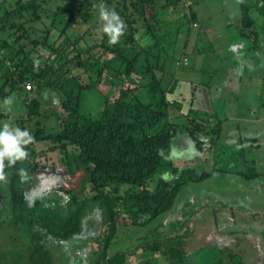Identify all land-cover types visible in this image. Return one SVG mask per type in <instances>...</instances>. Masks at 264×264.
Here are the masks:
<instances>
[{
  "label": "trees",
  "instance_id": "trees-1",
  "mask_svg": "<svg viewBox=\"0 0 264 264\" xmlns=\"http://www.w3.org/2000/svg\"><path fill=\"white\" fill-rule=\"evenodd\" d=\"M193 3L194 0H15L7 4L6 0H0V126L9 124L27 129L29 121L48 113L57 119L55 131L40 127L37 120L34 129H28L34 139L24 146L27 158L4 167L6 175L0 180V209L4 208L11 222L23 228L26 243L16 246L11 241L4 246L0 264H55L52 248L65 241L68 249L70 246L76 248L70 247L73 253L70 251L66 258L80 264L83 258L80 256L90 241L88 237L77 249L75 240L85 236L87 225L83 221L89 214H86L89 204H96L89 212L95 207L100 211L101 231L97 234L87 230L91 231L88 233L92 239V246L85 253L87 264H130L126 257L140 247L150 252L161 251L160 238L141 242L133 251L110 253L109 246L121 225L145 226L172 208L183 184L209 175L208 172L194 174V170L187 167L176 179L169 182L159 179L153 191L147 186L160 167L169 165L171 170L177 171L173 167L176 161L163 158L162 152L169 148L179 129L188 131L199 150L206 141L212 146L219 134V120L214 122L208 114L192 118L185 127L170 120L173 112L180 114L182 102L171 98L179 78L165 70L166 62L175 57L165 50L164 41H177L179 29L175 28L174 35L171 30L178 21L182 26L188 19H195ZM101 7L118 12L126 24L120 42H110L102 31L103 23L96 29L92 24L91 31L81 32V38L85 33L92 36L95 29L100 49L85 57L81 49L73 54L74 50L68 48L80 39L78 36L72 41L68 30L95 19ZM254 11L264 14V0H241L239 33L249 36L252 46L256 47L258 33L253 26ZM151 13L158 17L151 18ZM45 19L49 21L44 22ZM40 21L45 27H37ZM78 69L87 74V82L75 73ZM106 78L118 80L120 84L107 96L100 116L91 117L80 112L82 92ZM26 81L37 87V95H29L32 88L25 90ZM44 87L58 93L64 109L62 113H56L47 104L48 107H44L41 95ZM9 97L20 98L24 107L12 104L15 110H6L5 100ZM4 104L5 108L1 106ZM43 140L53 145L46 150H36V143ZM57 150L64 166L50 164L48 167L47 160L53 159L52 154ZM39 168L50 178H59L60 182L63 172L78 168L87 170L77 192H68L70 199L64 210L43 206L42 196L50 191L36 190L31 181L33 172H38ZM256 174L251 170L244 176ZM54 186L53 189L63 190L60 184ZM35 191L40 195L32 199L30 195ZM24 205H30L27 211ZM124 215L129 219L125 223L120 221ZM2 224L0 222V227ZM182 237H173L168 245L166 253L170 260L183 257ZM14 239L17 235H12L11 240ZM224 251L213 252L207 264H224V257L229 258L232 253L228 255ZM139 264L159 262L144 257Z\"/></svg>",
  "mask_w": 264,
  "mask_h": 264
},
{
  "label": "rangeland",
  "instance_id": "rangeland-1",
  "mask_svg": "<svg viewBox=\"0 0 264 264\" xmlns=\"http://www.w3.org/2000/svg\"><path fill=\"white\" fill-rule=\"evenodd\" d=\"M15 0H6L7 4H11ZM198 7L202 10L200 17V24L199 27L195 26V28L191 27L189 30L190 35H188V39L186 40L187 45L186 48L182 46L183 40L180 42H165V50H168L171 54H174V60L166 62L165 70L172 73L175 77L179 78L178 81H186V80H194L195 82H202L206 79H209L211 85V91H214V88L218 91V94L222 97H227L229 102H232L231 98L239 97V96H245V98L242 100V98H236L237 103V111H244L245 104L243 101L245 99H250V97H254V95H261V93L264 94V92L261 91L262 88H264V51H259L258 49L253 50V48H249L252 40L250 38L240 36L236 34V31H233L232 29L228 30L227 32H224L225 36L223 37H217V31H224L225 25L228 24L229 27L237 28V20L240 16V8L239 3L241 0H199ZM55 5H53V8H55ZM148 15V11L146 13V16ZM151 18H157L158 14L154 15V13H151ZM253 17L257 19V24L259 20H262L264 18V14H260L256 11L252 13ZM155 16V17H154ZM100 16H97L95 19L90 20L86 23H80L78 25H74L68 30V35L71 37L72 41H75L79 36V42H74V45L70 46L68 50H74L73 54H76V50L81 49L83 57L87 56L91 51L92 53L98 51L100 49L99 46L96 44V38H98V35L95 31V29L100 26L103 21L98 20ZM225 18L227 20H225ZM48 19H45L44 22H48ZM44 22H38L37 27L43 28L45 27ZM187 23L188 20H187ZM92 24L95 25V29L93 32H91L92 36H86L85 33L84 36L81 38V32L83 30L91 31ZM125 24V23H124ZM177 24V23H176ZM174 24L175 26L170 29H172V33L174 35L175 28H182L178 25ZM126 25V24H125ZM91 26V28H90ZM259 27V26H258ZM90 28V29H89ZM185 27L182 31V33L186 32ZM201 33V37L198 36V34ZM171 36V34L169 35ZM194 36V38H192ZM198 36V37H197ZM96 37V38H95ZM249 37V36H248ZM170 39H172L170 37ZM251 40V42H250ZM120 42V41H119ZM212 45V47L210 46ZM94 46V47H93ZM195 47V50L193 49ZM173 48V50H172ZM175 48V49H174ZM257 52H262V54H257ZM244 53V54H242ZM72 54H70L71 56ZM186 57L187 59V65H175V61L178 58ZM163 59V58H162ZM173 59V57H172ZM160 70H157V73H159ZM75 73L82 77V81L87 82L88 77L87 74L83 71L79 70L75 71ZM133 76H136V78H139V76L136 73H133ZM257 79H260L257 81ZM180 83V82H179ZM120 82L118 80H114L112 78H106L103 79L100 83H98L96 86L86 89L82 92L81 95V101L79 110L82 113H85L91 117H99L101 110L103 108V105L105 104L106 98L109 95H112L115 92V87L119 85ZM181 85V83H180ZM29 95H37L35 94L37 91V87L34 86L31 89ZM42 102L43 105L51 106V110L55 111L56 113H62L64 111L63 108H61V102L58 98V93L52 90L51 88H42ZM19 95V93H16ZM184 95V93H180L175 91L173 93V97H177L179 101L183 100L181 99V96ZM170 96V94L168 95ZM193 97V94H192ZM15 99L19 100H13L12 103L9 105L7 104V109L10 111H14L15 108L12 104L17 105L18 108L24 107L23 102L18 97H14ZM194 98L196 96L194 95ZM7 99V98H6ZM251 105L255 106V99H252ZM6 101V100H5ZM195 101L193 102H186L182 108V111L187 112L188 109L190 115H192V111L189 110L193 107H195ZM44 107H48V106ZM230 107L233 109V106L229 104ZM3 108L6 107V104L1 105ZM58 107V108H57ZM257 109V108H254ZM252 109V110H254ZM175 110V109H174ZM171 109L169 110V112ZM25 114V110H22ZM175 112H178L175 110ZM179 113V112H178ZM178 113L171 114L170 120L174 121L176 124H178L179 127H185L187 120V117H185L183 120L176 121L175 119L177 117H180V114ZM14 114V113H12ZM195 114L198 113H193ZM199 117V116H198ZM39 120V126L45 127L49 131H55L57 128V119L54 114H46L43 117L37 119L33 118L28 123L27 129H34L36 125V121ZM231 123V122H230ZM180 124V125H179ZM260 127V130L262 132L261 138L264 140V121L261 124H257ZM181 130V129H179ZM53 144L50 141L43 140L36 143V150H46L48 147L52 146ZM176 145V144H174ZM174 148V147H173ZM173 148H168L167 150H164L163 158L170 159L172 161H178L174 158V153L172 152ZM60 152L57 150L53 155V159H48L46 165L49 167L51 165L56 166L57 164L59 166H64L61 159H58V156L60 157ZM254 154L257 162L256 166L257 169H264V164L260 163V155L256 152L251 153ZM250 153L246 152L247 157L251 155ZM63 155V154H61ZM229 155V153H227ZM226 159H222L221 162H224ZM51 164V165H50ZM7 165V163H6ZM244 165V166H243ZM240 164L238 166V169L241 167H251V165H255L253 161H247ZM226 167L225 165H223ZM176 168V167H175ZM179 168H182L180 166ZM236 168V167H235ZM237 169V168H236ZM177 170V168H176ZM173 171V170H172ZM87 173V170L84 168H78L75 171L68 173V176L65 177L61 182L57 181V177L47 176L45 170L38 169V172H33L31 181L37 186L36 190L39 189V187L43 189V191H52V189L55 187L54 185L60 184L62 189L61 191H66V195L70 197L68 194L69 191H72L74 187L81 182V178L85 177ZM158 174V173H157ZM177 171L169 173V171L166 169L165 171H162L160 174L155 175L153 178H151L152 183L150 184L151 188L154 187V185L157 183L158 179H163L167 182L177 178L176 177ZM160 175V176H159ZM233 175H226L225 172L222 170L220 175L217 176L214 180H202L199 182L196 181H190L183 184L181 189L179 190V193L176 194L174 204L172 206L173 209H177L176 213L180 216V213L182 214V218L175 220L174 222H169L168 226L166 224H163L162 219L164 216H167L166 214L169 212L166 211L163 214L159 215L157 218L152 219L151 221H148L145 226L140 225H121L118 231V235L115 239L112 240L109 246V252L113 253L117 250H131L133 251L134 247L137 246L140 242L144 241H152L154 239L160 238L159 243L161 246L165 245V242L167 238L171 240L173 237L177 238L178 236L184 235L185 231H189L190 225L187 224L188 220L184 223L183 220H186L188 218H192L194 216L195 211H198L197 208L199 206H204L205 204L212 203V197L214 195L220 196L221 202H233L234 200H241L242 203H244L247 207L250 208H257L258 206L264 205V191H257L250 189V186L245 183V181H239L241 179L240 177H234L232 179H229ZM50 178V179H49ZM227 180H231L234 183H230L228 185V191L231 193H240L242 198L239 199H233V201L230 198H226L228 193L220 192L218 191V186H223ZM30 180L28 181V183ZM34 186V185H33ZM32 186V187H33ZM31 187V188H32ZM239 190V191H238ZM77 192V190H76ZM32 193V192H31ZM39 191H35V193H32L30 197L34 199L35 197H38ZM247 195V197H245ZM64 196L59 191H54V193L49 192L48 195L42 196L45 203H43V206L46 207L47 205L56 206L55 208H61L60 210H64L66 206L64 205ZM58 197V199H55ZM245 197V198H244ZM47 200H50L47 203ZM41 205V204H40ZM96 204H89L86 207V214L91 215V219L87 222L86 229H91L95 233H99L100 228H98V219L100 216V211L95 207V210L93 212H89L91 208ZM29 206L24 205L25 211L28 210ZM42 207V206H41ZM53 208L51 207V210ZM259 211V210H256ZM192 212H194L192 214ZM259 212H263L259 211ZM85 214V215H86ZM161 216V217H160ZM258 219H264V213H257ZM169 217H166L165 220H169ZM178 218V217H177ZM257 218V217H256ZM128 216H123L120 221L123 223L127 222ZM0 222H3L2 226L0 227V252L3 249L4 246L10 245L11 241L14 242L16 246L23 245L26 243L25 239L26 237L23 236V228L19 225L14 224L11 222L10 216L6 213L4 208L0 209ZM98 223V224H97ZM92 224V225H90ZM97 224V225H96ZM188 225V226H187ZM227 223L224 224V227H226ZM92 226V228L90 227ZM157 226H159L157 228ZM165 228L171 229V232L167 234V236H162V233L159 228ZM185 229V231H184ZM85 232V236L83 235L82 238L76 239V246L77 249H80V246L86 239L89 237L90 243H88V247L91 246L92 239L91 235L87 231ZM16 233V234H15ZM12 235H17V239L11 240ZM188 235V234H187ZM165 239V240H164ZM164 240V241H163ZM242 240H239L241 242L237 243V246L234 247V253H236V257L238 260L242 257V259H248V254L245 252V247L247 246V243H245ZM65 243L64 247L62 245ZM60 242L57 243L58 246L52 248V256L55 260V264H77L76 261H68L66 258V255L72 250L70 247L75 248L74 246H70L68 249V246L66 247L67 242ZM160 246V247H161ZM248 247V246H247ZM141 248V247H140ZM140 248L135 249V253H139ZM76 249V248H75ZM87 249V247H86ZM86 249L82 252L83 254L80 257H83L82 260H80V264L84 262L83 264H87L88 255L85 254L88 251ZM161 249V248H160ZM254 248L251 249L253 251ZM212 251V252H211ZM70 252V253H71ZM158 252H150L149 258H151L153 255L155 256ZM202 255H204V258L210 259V255H213V250L209 248H204L203 250H200ZM73 253V252H72ZM128 254L126 257L127 262L130 264H139L141 261V257L136 254ZM141 254V252L139 253ZM144 257L146 258L149 254V252H144ZM132 261H128V257ZM159 264H168L167 262H163V259H161L160 255L155 256ZM252 257V255H251ZM75 259V258H73ZM153 259V257H152ZM232 258L229 257L225 259V264H230V260ZM139 261V262H138ZM173 264H186L185 261H179V260H173ZM252 264V263H248Z\"/></svg>",
  "mask_w": 264,
  "mask_h": 264
},
{
  "label": "crops",
  "instance_id": "crops-1",
  "mask_svg": "<svg viewBox=\"0 0 264 264\" xmlns=\"http://www.w3.org/2000/svg\"><path fill=\"white\" fill-rule=\"evenodd\" d=\"M199 2V0H194L193 10L195 19L193 18V20H191V22L193 21L197 24V28L200 24L199 15L202 12L200 7H198ZM254 19L255 24L253 26L256 28L258 33V40L256 41L257 48L253 47L252 43L249 48H253V50L258 49L259 51H264V18L259 20L258 24L256 22L257 19ZM225 20L227 19L225 18ZM176 25H180L179 21ZM236 26L237 28H233L226 24L224 31H217L216 38H224V32H227L228 34V30L230 29L236 31V34L240 35V18H238ZM191 27L193 26L190 25L186 28V32H184L185 34L182 33V30V35L178 37L179 42L183 40L182 46L184 48H186L187 45L186 40L188 39V35H190L189 31L187 30H189ZM193 28H195V26ZM198 36L201 37V33H199ZM244 37L249 38L248 36ZM192 38H194V36ZM210 46L212 47L211 44ZM193 49L195 50V47ZM257 54H262V52H257ZM259 80L260 79H257V81ZM179 82L177 83L175 91L178 90V92L184 93V95L181 96V99L183 100L182 108L184 109L183 106L186 102L190 103L195 101V107H193L192 104V108L189 110L198 112V114H195L196 116L208 114L207 116H209V119L212 118L214 122H218L219 120V134L216 137V141L212 143V146H209V141H206L202 150H199L196 148L197 144L195 143L194 138L188 133L187 130L181 129L176 132L169 145V148L174 147L172 150L174 153L173 156L175 160H178L173 165V167L177 168L176 177H178L184 168L189 167L194 170V174H200L204 172L209 173L208 176L200 179L199 181L204 179L214 180L223 170L226 175H233L229 179L240 177L241 179H239V181H245V183L250 186V189L260 192L264 191V169H257V159L254 154H251L254 152L258 153L261 158L260 163L264 164V140L261 138L262 132L260 127L257 125L264 121V94L261 93V95H254V97H250V99H245L243 101L246 103L244 111L240 112L237 111L238 108L236 106V98L240 97L243 100L245 96L234 97L233 99L231 98L232 102H229L227 97L221 98V95L218 94V91L213 85L212 87L214 88V91H211V83L209 79H206L202 82H195L194 80ZM261 91L264 92V88H262ZM171 95V98L178 99L177 97H173V93ZM194 95L196 98H194ZM251 98L255 99V106L250 104L252 102ZM229 104L233 106V109ZM185 110H187V112L182 110L180 111L181 116L178 117L176 121L183 120L185 117H187V120H184L186 123H188L192 118L195 117L193 114L194 112H192V115H190L188 109ZM246 152L250 153L251 155L247 157ZM227 153H229V155H227ZM224 158L226 160L221 162ZM247 161H253L255 165H251V167H241L238 169L240 164L243 165V163ZM180 166H182V168H179ZM170 168L171 167L169 165H164L160 167L161 171H159L158 174H160L162 171H165L166 169L169 171V173H172L173 171ZM251 170H253L254 173H257L256 176L245 177L244 173H248ZM230 183L234 182L227 180L223 186H218V191L228 193L226 198H230L232 201L233 199L242 198L240 193H231L228 191V185ZM54 191H59L61 194L67 196L65 194L66 191H61L58 189V187H56ZM54 191L52 193H54ZM177 193H179V191ZM245 197H247V195H245ZM220 198V196L214 195L212 197V203L205 204V208L204 206H199L197 208L198 211H195V213L192 212V214L194 213L192 218L183 220L184 223L188 220L187 224L190 225V229L187 232L184 229L185 233L184 235L182 234L184 236L182 237L184 242L183 257L181 259L174 260L185 261L186 264H207L210 262V260H212V255H210V259L207 261L200 250L209 248L212 249L213 252L223 249L228 255L230 252H232L233 254L231 253V257L233 255L235 257H232L230 264H264V219H258L257 216V213H264V205L258 206L254 209L247 207L241 202V200H234V203L231 201L221 202ZM55 199H58V197ZM49 201L50 200H48V202ZM68 203L69 200L67 202L64 200L65 206H67ZM256 210H263V212ZM176 211L177 209L171 208L166 214L167 216H164L162 219L163 224L168 226L169 222H174L175 220L182 218V214L180 213L179 216ZM166 217H169V220H165ZM90 219L91 215L88 214L86 219L83 221L84 225H86ZM99 222L100 221L98 219V223ZM225 223H227L226 227H224ZM158 227L159 226H157V228ZM159 229L162 233V236L164 237L171 232V229H168L167 227H161ZM172 239L169 240L167 238L166 240L168 241L165 242L164 246H161V251L156 254L161 256V259H163L164 263H172L173 261L168 258L166 253V249L168 248V245L172 243ZM242 239H244L243 241L247 243L248 246L244 248L245 252L248 254V259H242L241 257L239 258L240 260H238L236 253H234L233 250L234 247L237 246V243L241 242L239 240ZM143 248L144 247L140 248L139 253L141 252V254L137 252L135 253L140 257L142 256L140 260L144 259V252H149L147 257L150 256V251H146ZM252 248H254L253 251H251ZM89 249L90 247H87L86 251H89ZM155 256L153 255V259L152 257L150 259L155 260ZM131 258V256L130 258L128 257V261ZM225 259L227 258L224 257V264Z\"/></svg>",
  "mask_w": 264,
  "mask_h": 264
},
{
  "label": "clouds",
  "instance_id": "clouds-1",
  "mask_svg": "<svg viewBox=\"0 0 264 264\" xmlns=\"http://www.w3.org/2000/svg\"><path fill=\"white\" fill-rule=\"evenodd\" d=\"M99 16H100V19L103 21V24H102L103 33L107 34L111 43H113V44L118 43L121 35L124 33V31L126 29V25L124 24V21L121 19L119 13L116 12L115 10H109L105 7H101L100 12H99ZM188 22L189 23H187V21H186V23L184 25L179 26L182 28H179V33L177 35V41L176 42H179L178 37L182 35L181 31L185 27H189L191 24L193 26L197 25L195 22H193V21L191 22L190 19H188ZM180 60H182V61H180ZM175 65L176 66L187 65V59L185 57L178 58L175 61ZM25 83H24V88H25ZM25 90H30V89L25 88ZM5 103L10 105L12 103V98L11 97L7 98ZM33 139H34V137L32 136L31 132L28 129H21L19 127H12L9 124H3L2 126H0V180H3L5 178L6 173L4 172V167L6 166V163L11 164V165H15L17 161L24 160L27 158L28 152L26 151L24 146L29 144ZM68 173H71V172H63L62 180L68 176ZM57 181H60V179L57 178ZM151 183H152V181L150 179L148 181L147 186H148V189L153 191L154 187L151 188V186H150ZM79 186H80V184L78 183L74 187V189H72V190L73 191L78 190ZM39 189H40V187H39ZM53 191H54V189H52V191H50V192L52 193ZM69 199L70 198L68 196L64 197L65 202H67ZM99 221H100V216H99ZM99 224H101V221L99 222ZM88 245L86 247H88ZM91 246H92V243H91ZM91 246H90V248H91Z\"/></svg>",
  "mask_w": 264,
  "mask_h": 264
},
{
  "label": "built area",
  "instance_id": "built-area-1",
  "mask_svg": "<svg viewBox=\"0 0 264 264\" xmlns=\"http://www.w3.org/2000/svg\"><path fill=\"white\" fill-rule=\"evenodd\" d=\"M25 88H26V89H31V88H32V83L29 82V81H27V82L25 83Z\"/></svg>",
  "mask_w": 264,
  "mask_h": 264
},
{
  "label": "water",
  "instance_id": "water-1",
  "mask_svg": "<svg viewBox=\"0 0 264 264\" xmlns=\"http://www.w3.org/2000/svg\"><path fill=\"white\" fill-rule=\"evenodd\" d=\"M101 227V224H98V228H100Z\"/></svg>",
  "mask_w": 264,
  "mask_h": 264
}]
</instances>
